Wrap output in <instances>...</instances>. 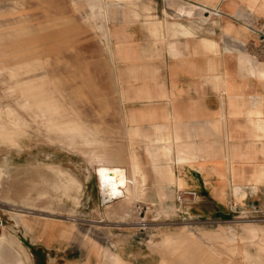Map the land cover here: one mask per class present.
<instances>
[{"label": "rangeland", "instance_id": "rangeland-1", "mask_svg": "<svg viewBox=\"0 0 264 264\" xmlns=\"http://www.w3.org/2000/svg\"><path fill=\"white\" fill-rule=\"evenodd\" d=\"M183 28L193 35L183 36ZM203 39L223 58L229 93L217 91L209 73L205 78L212 55ZM166 49L175 97L173 68L193 55L194 86L211 90L213 110L220 99L218 110L236 117L221 120L215 135L208 125L214 116L193 123L198 110L182 117L173 104L181 125L206 130L199 144L222 163V178L202 174L218 197L230 187L238 202L221 219L175 202L181 186L170 182L167 169H156L141 143L125 137L127 110L124 118L116 77L126 98H142V86L162 78L157 63L164 64ZM249 66L264 72V0H0V135L6 131L12 140L0 145V172L33 162L69 189L52 186L38 198L36 186L22 205L0 194V264H264V220H251L252 210L264 214V188L257 187L264 184V123L247 120L264 95V78ZM156 104L162 107L160 96L155 117ZM31 122L29 138L23 129ZM44 129L51 131L47 144L38 138ZM191 157L200 165L198 155ZM102 160L124 172L123 197L108 201L99 190ZM184 169L169 168L183 184ZM27 179H37L35 170Z\"/></svg>", "mask_w": 264, "mask_h": 264}, {"label": "bare ground", "instance_id": "bare-ground-1", "mask_svg": "<svg viewBox=\"0 0 264 264\" xmlns=\"http://www.w3.org/2000/svg\"><path fill=\"white\" fill-rule=\"evenodd\" d=\"M104 11L107 21L108 16L111 17V13H109L106 7H104ZM133 14H134L133 16L136 17L134 9H133ZM181 33L183 36L193 35V33H191L188 29H184V28ZM203 40L205 41L203 46L204 49L212 55L210 62L211 66L210 68L206 69L205 78L206 80L208 79L207 76L209 73L211 75V80L209 81H211L212 84L218 85L216 90L225 91L229 93L231 91V84L228 83L227 75L225 74L222 68L223 58L217 53L215 49L216 44L214 42H209L205 39ZM172 56L174 60L177 61V59L174 57L173 54ZM177 62L179 64L181 63L182 65H184L187 69H190L194 64H196L193 55L189 56L188 58L182 61L179 60ZM248 71L251 74L257 73L259 74L260 78H264V72L254 69L252 66L248 67ZM157 74L158 72L155 70L154 76H156ZM171 75L174 76L175 73L173 72L171 73ZM116 80L119 86V94L121 98L124 100H132L125 97V92L122 87L123 84L122 80L119 77H116ZM140 95L142 96V98L137 96L135 100L140 101L139 105L141 106L140 107L141 112L137 114L132 109H129V111L127 110V126H126L125 137H127L130 140H135L138 142L141 141L139 143H141L144 146L143 148L146 150L147 156H152V158L155 160L156 169L158 170L164 168L167 169L166 173L168 175L170 182H174L181 187L184 185L183 182L176 177L173 171L169 170L171 163L179 164V166L182 169L187 168L188 166H193L197 168L206 177L210 176L212 172L216 173L220 178L224 176L222 174L223 171L218 167V165H222V163L221 162L216 163L212 150H209L207 146L199 144L198 141L199 134L200 132H204L206 130H201L200 132H197V129L195 127H189L186 124L181 125L183 121L174 112L173 104L176 102V97L173 90V85H171V79L168 85L167 82L164 81V79L162 78L156 79L155 77H153V79L149 84L145 83L142 86V92ZM154 96L161 97L162 109L160 112L158 111L156 112V118L159 119L158 121L159 123H155L156 126L154 129L155 139L148 140L145 138L144 135H142L143 133L141 131L143 130H140L138 126L144 122L148 112L150 110H153V107L151 105L155 107ZM263 96L264 95L261 96L262 98H258V106H256L253 109H248L247 111L248 122H254V118H255L258 123L263 125L264 123ZM21 109L23 111L28 110L26 103L21 105ZM238 115L240 116V114ZM213 116L215 117V119L213 121H210L208 125L211 126L212 134L215 135H219L221 133V128H220L221 120H223L227 116L229 117L232 116L236 118L234 114H232V112H230L229 110H226L225 107H221L219 110L214 112ZM229 123L230 122H227L226 124L227 127ZM33 124H34L33 122H31L29 125L27 124V126L24 124L26 127L23 130L25 131V133L29 138H32L31 131ZM15 134L17 133H14V135ZM33 136L35 138L38 137L36 135ZM38 138L41 140V142L47 144L51 138V131L44 129V132ZM7 142L10 143L12 142V140L9 139L7 132L4 131L0 135V145L8 144ZM229 150H230V145L227 144L226 151L230 156ZM194 154L198 155V158L200 159V165H198L197 162L192 159L191 156H193ZM160 158H163L165 160L164 165L159 162ZM214 162L216 163L215 164L216 167L213 166ZM36 164L30 162L28 166L24 169L21 167H15L11 170H6V171L1 170L0 175L1 173L2 175L0 177V194L5 201L11 203H19L21 205L26 204L30 196L29 194L31 193L32 190H35L36 186H39L38 198L46 197L47 190L52 186H55L60 190L69 191V189L65 188V184H63L64 180L63 182L61 180L52 181L49 178V176L46 174L45 168L43 167L37 168ZM32 170H35V175L37 176V179L35 181L27 179V176L32 173ZM58 171L60 175L64 178L66 174H64L63 170L59 169ZM69 176L70 175H66L67 178ZM66 177L64 179H66ZM96 177H97L98 188L99 190H101L103 193L106 194L108 201L123 197L121 189L126 184V176L124 172L113 171L111 169V166L105 164L104 161L102 160L101 163L98 165V168L96 169ZM66 183H68V181H66ZM71 190L73 191L72 193L77 195L79 190V184L74 183L73 186L71 187Z\"/></svg>", "mask_w": 264, "mask_h": 264}, {"label": "crops", "instance_id": "crops-1", "mask_svg": "<svg viewBox=\"0 0 264 264\" xmlns=\"http://www.w3.org/2000/svg\"><path fill=\"white\" fill-rule=\"evenodd\" d=\"M181 48H183L182 49L183 55H186L191 49L190 46H188L187 48L185 47H181ZM164 55H165L164 64L161 65V63H157L160 67L159 75L166 82H170V72L167 67V63L169 62V58H168L169 55H168L167 49L165 51V54L163 53V56ZM166 56H167V59H166ZM182 58H185V56H183ZM196 68L189 70L180 63L177 66H175L173 69V72L175 73L173 78L176 80V83L179 87V90L176 91L175 110L182 117H187L189 113H192L198 110L199 116L191 119L193 123H195L196 121H205L206 119L211 118L213 116V112L218 110L220 106V99H219L218 108L213 110L211 90L208 88H204V87L201 89L200 87L197 88L196 86H194L193 80L196 75V71H197ZM202 70H203V75H204L205 68ZM163 72L165 73V77L163 76ZM123 101H124V118H125L126 110L129 111V109H133V110L136 109L140 101L124 100V99ZM158 101L159 100H157L156 103H158ZM151 106L154 108L153 105ZM161 109H162L161 105L156 104V110L160 112ZM158 121L159 119H157L153 115V112H151L150 110L144 122L138 126L140 130H143L141 132L143 133L142 135H144L146 139L148 140L155 139V133H154V129L156 127L155 123H159ZM144 158L148 162V167L150 169L151 176L154 177V174L152 173L153 164L149 161L147 156H144ZM183 174L185 176L186 181H185L184 186L181 187V190L185 188H189V189H195L200 192V195L198 196L197 201L195 203H185L184 204V208L186 209L187 212H190L196 215H204L206 217L215 216L221 219L224 215L229 214L228 207L232 201L238 204V202L235 201V198L232 195V191L230 187L225 188L226 194L224 195L223 198L218 197L212 191L211 186L207 184L202 173L195 167L188 166L187 168L183 170ZM140 175L142 174L140 173ZM257 187L259 188L261 187L262 189L264 188V184L260 183L257 185ZM244 199L245 197H243L242 203ZM37 248H38V253L44 254L43 249L40 248L39 246L34 248V250H36Z\"/></svg>", "mask_w": 264, "mask_h": 264}, {"label": "built area", "instance_id": "built-area-1", "mask_svg": "<svg viewBox=\"0 0 264 264\" xmlns=\"http://www.w3.org/2000/svg\"><path fill=\"white\" fill-rule=\"evenodd\" d=\"M197 198H198V193L195 189L185 188L175 193V202L179 204H182L185 202L195 203L197 201ZM101 199L104 202H106V199H104L102 195H101ZM251 213L254 214L253 216H251L252 221L258 222V221L264 220L263 211L255 209V210H252Z\"/></svg>", "mask_w": 264, "mask_h": 264}, {"label": "trees", "instance_id": "trees-1", "mask_svg": "<svg viewBox=\"0 0 264 264\" xmlns=\"http://www.w3.org/2000/svg\"><path fill=\"white\" fill-rule=\"evenodd\" d=\"M33 250V249H32Z\"/></svg>", "mask_w": 264, "mask_h": 264}]
</instances>
